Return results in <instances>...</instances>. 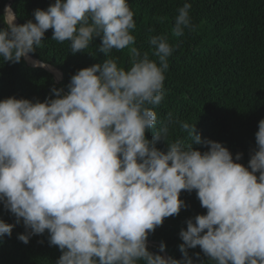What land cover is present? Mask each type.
<instances>
[{
  "label": "clouds",
  "instance_id": "9594fccd",
  "mask_svg": "<svg viewBox=\"0 0 264 264\" xmlns=\"http://www.w3.org/2000/svg\"><path fill=\"white\" fill-rule=\"evenodd\" d=\"M191 7L177 9L173 36L193 30ZM33 17L18 25L5 5L3 62L38 64L30 54L49 29L72 54L100 37L106 59L78 70L65 87L53 86L43 102L0 100V204L15 217L0 220V237L21 223L17 238L24 244L47 232L62 253L55 264H264V119L247 165L239 163L242 152L233 157L222 143L202 138L196 123L172 112L158 120L155 107L166 96L165 73L178 45L155 35L149 44L156 59L141 53L128 0H55ZM125 49L127 68L113 55ZM177 125L187 135L170 139ZM182 191H195L206 214L186 220L182 257L175 259L163 255V241L150 251L148 238L189 207ZM197 246L207 261L189 254Z\"/></svg>",
  "mask_w": 264,
  "mask_h": 264
},
{
  "label": "trees",
  "instance_id": "16d2710c",
  "mask_svg": "<svg viewBox=\"0 0 264 264\" xmlns=\"http://www.w3.org/2000/svg\"><path fill=\"white\" fill-rule=\"evenodd\" d=\"M128 2L137 25L132 32L136 36L134 46L141 53L148 52L150 59H156L149 44L150 37L155 35L167 34L169 43L178 45L169 57V68L165 73L163 90L166 96L155 107L158 120H164L172 112L180 121L196 123L202 138L222 143L233 157L242 152L244 155L239 163L247 165L249 151L255 147L258 122L264 119V0ZM8 3L18 18V25H22L29 19L35 22L34 10H46L55 0H0V17ZM184 3L192 5L189 14L194 28L191 31L185 29L183 36H173L174 18ZM3 27L0 19V28ZM52 35L53 30H47L43 46L32 55L61 70L62 79L57 81L52 72L43 66L32 65L31 61L12 64L0 59V100L15 96L43 102L53 86L65 87L78 70L106 59L98 51L102 42L100 37H95L86 51L72 54L69 42L52 40ZM113 55L120 57L121 66H129L127 49L113 51ZM186 135L177 125L170 139ZM146 137L151 140L153 132H147ZM156 146L167 150L164 142ZM193 147L202 152L208 150L207 146L194 144ZM180 198L189 207L177 216L165 218L148 238L154 242L148 243L150 251L157 252L163 241L165 250L175 259L182 257L178 248L183 243L179 232L182 228L186 230V220L206 214L195 191H182ZM0 220L15 223V217L2 204ZM24 231L21 223L14 227L10 237H0V264H55L62 253L57 246L49 245L47 232L33 236L28 244H24L17 238ZM196 252L201 253L202 261H207L199 246L189 249L190 255Z\"/></svg>",
  "mask_w": 264,
  "mask_h": 264
},
{
  "label": "water",
  "instance_id": "95a60500",
  "mask_svg": "<svg viewBox=\"0 0 264 264\" xmlns=\"http://www.w3.org/2000/svg\"><path fill=\"white\" fill-rule=\"evenodd\" d=\"M7 5H10L11 6V4L10 3H8ZM12 8V7H11ZM12 10H13V8H12ZM13 12H14V10H13ZM14 14H15V12H14ZM16 15V14H15ZM16 24H18V18H17V16H16ZM30 56L32 57V59H35L36 61H38L39 62V64H36L37 66H43V67H45L46 69H48L50 72H52L53 74H54V72H53V69L51 68V67H54V68H56L55 66H53V65H51V64H49V63H46V62H44V61H42V60H40V59H38V58H36L35 56H33L32 54H30ZM29 62V61H28ZM32 65H34L33 63H31ZM58 69V68H57ZM54 76H55V74H54ZM62 79V72H61V78L60 79H57L56 78V80L57 81H60ZM148 243H154V242H152V241H148ZM157 243V242H156ZM166 251V250H165ZM164 253H166V255L167 256H170L169 254H168V252L166 251V252H164Z\"/></svg>",
  "mask_w": 264,
  "mask_h": 264
},
{
  "label": "bare ground",
  "instance_id": "6f19581e",
  "mask_svg": "<svg viewBox=\"0 0 264 264\" xmlns=\"http://www.w3.org/2000/svg\"><path fill=\"white\" fill-rule=\"evenodd\" d=\"M15 23H16V20H15ZM35 60V59H33ZM36 61V60H35ZM30 62V61H29ZM39 64V63H38ZM53 69V72L55 74V77L57 79H60L61 78V70L57 69V68H54V67H51ZM166 252V251H165ZM164 255H166V253H164Z\"/></svg>",
  "mask_w": 264,
  "mask_h": 264
},
{
  "label": "rangeland",
  "instance_id": "374dc122",
  "mask_svg": "<svg viewBox=\"0 0 264 264\" xmlns=\"http://www.w3.org/2000/svg\"><path fill=\"white\" fill-rule=\"evenodd\" d=\"M150 244V243H149ZM164 255V254H163Z\"/></svg>",
  "mask_w": 264,
  "mask_h": 264
}]
</instances>
